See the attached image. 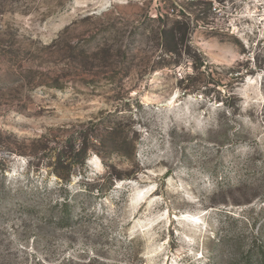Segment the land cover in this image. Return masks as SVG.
<instances>
[{
	"label": "rangeland",
	"instance_id": "1",
	"mask_svg": "<svg viewBox=\"0 0 264 264\" xmlns=\"http://www.w3.org/2000/svg\"><path fill=\"white\" fill-rule=\"evenodd\" d=\"M108 128L45 224L43 143ZM0 130V264H255L264 0H0Z\"/></svg>",
	"mask_w": 264,
	"mask_h": 264
},
{
	"label": "trees",
	"instance_id": "2",
	"mask_svg": "<svg viewBox=\"0 0 264 264\" xmlns=\"http://www.w3.org/2000/svg\"><path fill=\"white\" fill-rule=\"evenodd\" d=\"M238 76V75H237ZM78 135L76 137H69L65 141L57 142L56 145L50 146V139L48 138L43 144L44 149L49 152V163L48 166H52V172L60 179L59 195L51 203H48V207L44 209L47 215L44 217V223L51 226L56 225L57 227H67L76 219H81L83 217L81 212L75 211L76 202L70 200L69 195V185L72 181V174L74 171H83L86 168V160L88 159L89 153L91 151H96L102 158L108 156L113 150L115 152H121L122 145L114 143L113 147H109L113 142L104 140V135L115 136L117 131L115 128H108L102 137L90 134L87 129L77 131ZM0 135L2 131L0 130ZM107 136V137H108ZM79 141V144L77 143ZM6 146L9 151L8 155L16 152L14 148ZM48 154V153H47ZM3 175V169H0ZM2 184L0 188V206L4 205L9 199V192L11 191L6 185ZM99 192V188H97ZM53 191L52 188L45 187L40 190L36 189V195L39 201L29 200L25 197L24 201L20 205V210L26 212L36 211L39 207L40 202L46 200V196ZM23 192V191H21ZM28 194V193H27ZM78 194V192H77ZM42 211V210H41ZM262 230L258 229L257 235L253 243L258 244L256 250L257 261L255 264H264V221L262 222ZM253 246V244H252Z\"/></svg>",
	"mask_w": 264,
	"mask_h": 264
}]
</instances>
